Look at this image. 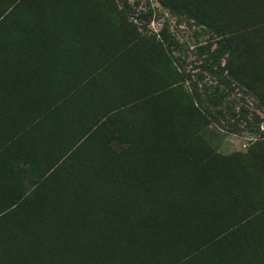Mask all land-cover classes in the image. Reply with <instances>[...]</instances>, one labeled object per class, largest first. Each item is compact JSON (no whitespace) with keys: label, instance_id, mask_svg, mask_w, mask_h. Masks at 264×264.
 <instances>
[{"label":"rangeland","instance_id":"374dc122","mask_svg":"<svg viewBox=\"0 0 264 264\" xmlns=\"http://www.w3.org/2000/svg\"><path fill=\"white\" fill-rule=\"evenodd\" d=\"M64 263L264 264V0H0V264Z\"/></svg>","mask_w":264,"mask_h":264},{"label":"bare ground","instance_id":"6f19581e","mask_svg":"<svg viewBox=\"0 0 264 264\" xmlns=\"http://www.w3.org/2000/svg\"><path fill=\"white\" fill-rule=\"evenodd\" d=\"M186 171H187V170H186ZM186 171H185V172H186ZM179 173H180V172H179ZM179 173H178V174H179ZM181 173H182V172H181ZM186 174H187V173H186ZM187 175H188V174H187ZM189 176H190V174H189ZM74 208H75V207H74ZM79 208H80V207H79ZM71 216H72V215H71ZM67 217H69V216H67ZM65 218H66V217L64 216V219H65ZM69 218H70V217H69ZM69 220H71V219H69ZM65 221H67V220H65ZM71 221H72V220H71ZM71 221H70V222H71ZM73 222H74V221H73ZM144 223H145V222H144ZM60 224H61V223H60ZM145 224H146V223H145ZM145 224H144V225H145ZM65 225H66V223H65ZM65 225H64V223H63V227H64ZM70 225H71V224H70ZM76 225H77V224H76ZM76 225H75V226H76ZM148 225H149V224H148ZM148 225H147V226H148ZM75 226H73L72 228H74ZM87 226H88V225H87ZM93 226H94V225H93ZM95 226H96V225H95ZM97 226H98V225H97ZM100 226H101V225H100ZM125 226L129 227L128 225H125ZM137 226H138V225H137ZM137 226H136V227H137ZM139 226H141V225H139ZM149 226H150V225H149ZM78 227H79V226H78ZM108 227H109V226H108ZM108 227H107V228H108ZM116 227H117V226H116ZM118 227H119V226H118ZM64 228H66V226H65ZM64 228H63V229H64ZM68 228H69V227H68ZM75 228H76V227H75ZM80 228H81V227H80ZM89 228H90V227H89ZM96 228H97V227H96ZM96 228H95V229H96ZM103 228H104V227H103ZM103 228H102V230H103ZM111 228H112V227H111ZM124 228H125V227H124ZM142 228H143V227H142ZM150 228H152V227H150ZM77 229H78V228H77ZM82 229H84V228H82ZM108 229H109V228H108ZM117 229H118V228H117ZM120 229H121V228H120ZM134 229H135V228H134ZM61 230H62V229H61ZM68 230H69V229H68ZM90 230H91V229H90ZM118 230H119V229H118ZM136 230H137V229H136ZM142 230H143V229H142ZM150 230H151V229H150ZM63 231H64V230H63ZM63 231H62V232H63ZM66 231H67V230H66ZM73 231H75V230H73ZM91 231H92V230H91ZM95 231H96V230H95ZM99 231H101V230L99 229ZM99 231H98V232H99ZM103 231H106L105 228H104ZM113 231H114V230H113ZM119 231H120V230H119ZM88 232H89V231H88ZM132 232H133V231H132ZM134 232H135V231H134ZM142 232H143V231H142ZM152 232H153V231H152ZM152 232H149V233L151 234ZM64 233H67V232H64ZM79 233H80V232H79ZM109 233H110V232H109ZM111 233H113V232L111 231ZM125 233H126V232H125ZM130 233H131V231H130ZM153 233H154V232H153ZM70 234H71V233H70ZM76 234H78V232H77ZM94 234H95V233H94ZM104 234H105V233H104ZM119 234H120V233H119ZM128 234H129V233H128ZM131 234H132V233H131ZM52 235H53V234H52ZM55 235H56V233H55ZM55 235H53V236H55ZM64 235H66V234H64ZM72 235H73V234H72ZM108 235H110V234H108ZM122 235H123V233H122ZM122 235H121V236H122ZM70 236H71V235H70ZM75 236H76V235H75ZM90 236H91V235H90ZM101 236H102V235H101ZM112 236H113V235H112ZM115 236H116V235H115ZM118 236H120V235H118ZM126 236H127V234H126ZM151 236H152V234H151ZM91 237H92V236H91ZM96 237H98V236H96ZM103 237H104V236H103ZM116 237H117V236H116ZM127 237H128V236H127ZM136 237H137V236H136ZM141 237H142V235H141ZM148 237H149V235H148ZM57 238H58V237H57ZM57 238H56V239H57ZM80 238H81V237H80ZM105 238H107V237H105ZM118 238H119V237H118ZM149 238H150V237H149ZM155 238H156V237H155ZM49 239H50V238H49ZM110 239H111V238H110ZM128 239H129V238H128ZM58 240H59V239H58ZM70 240H71V239H70ZM91 240H92V239H91ZM91 240H90V241H91ZM124 240H125V239H124ZM133 240H136V239H133ZM141 240H142V239H141ZM152 240H153V239H152ZM64 241H65V240H64ZM92 241H93V240H92ZM100 241H101V240H100ZM107 241H108V240H107ZM107 241H106V242H107ZM126 241H127V240H126ZM126 241H125V242H126ZM137 241H140V240H137ZM146 241H147V240H146ZM53 242H54V241H53ZM53 242H52V243H53ZM77 242H78V241H77ZM84 242H85V241H84ZM106 242H105V243H106ZM140 242H141V241H140ZM40 243H41V242H40ZM40 243H39V244H40ZM59 243H60V242H59ZM78 243H79V246H78V247H80V244H81L82 242L79 241ZM78 243H76V241H75V242L73 243V245H74V244H78ZM86 243H87V242H86ZM88 243H89V242H88ZM95 243H96V242H95ZM110 243H111V242H110ZM117 243H118V242H117ZM129 243H130V242H129ZM41 244H42V243H41ZM57 244H58V243H57ZM62 244H65V243H62ZM68 244H69V243H68ZM70 244H72V243H70ZM89 244H90V243H89ZM97 244H98V243H97ZM81 245H82V244H81ZM83 245H84V244H83ZM83 245H82V247H83ZM92 245H94V244H92ZM109 245H110V244H109ZM111 245H112V243H111ZM121 245H122V244H121ZM127 245H128V244H127ZM127 245H126V246H127ZM130 245H131V244H130ZM137 245H138V244L135 245V248H136ZM139 245H140V244H139ZM70 246H71V245H70ZM74 246H76V245H74ZM86 246H88V245H86ZM89 246H90V245H89ZM89 246H88V247H89ZM131 246H132V245H131ZM64 247H65V246H64ZM68 247H69V246H68ZM76 247H77V246H76ZM119 247H121V246H119ZM132 247H134V246H132ZM143 247H144V246H143ZM143 247H142V248H143ZM89 248H90V247H89ZM89 248H88V249H89ZM122 248H123V246H122ZM142 248H141V249H142ZM74 249H75V248H74ZM85 249H86V248H85ZM118 249H119V248H118ZM131 249H133V248H131ZM131 249H130V250H131ZM67 250H68V249H67ZM82 250H83V249H82ZM90 250H91V249H90ZM92 250H93V248H92ZM105 250H106V249H105ZM120 250H121V249H120ZM126 250H127V249H126ZM65 251H66V250H64V253H66ZM69 251H70V250H69ZM108 251H109V250H108ZM128 251H129V250H128ZM131 251H132V250H131ZM140 251H141V250H140ZM100 252H101V251H100ZM111 252H112V251H111ZM132 252H133V251H132ZM137 252H138V251H137ZM70 253H71V252H70ZM79 253H81V252H79ZM108 253H109V252H108ZM71 254H72V253H71ZM93 254H94V253H93ZM125 254H126V253H125ZM125 254H124V255H125ZM128 254H130V253H128ZM96 255H97V254H96ZM99 255H100V254H99ZM102 255H103V254H102ZM102 255H101V256H102ZM81 256H82V255H81ZM103 256H104V255H103ZM114 256H115V255H114ZM122 256H123V255H122ZM79 257H80V256H79ZM108 257H109V255H108ZM108 257H107V258H108ZM123 257H124V256H123ZM130 257H131V256H130ZM75 258H76V257H75ZM89 258H90V257H89ZM97 258H98V257H97ZM140 258H142V257H140ZM63 259H64V257H63ZM103 259H104V258H103ZM123 259H124V258H123ZM134 259H135V255H134ZM136 259H137V258H136ZM136 259H135V260H136ZM83 260H84V259H83ZM93 260H94V259H93ZM95 260H96V259H95ZM95 260H94V261H95ZM100 260H101V259H100ZM107 260H108V259H107ZM121 260H122V259H121ZM88 261H89V260H88ZM104 261H105V260H104ZM114 261H115V260H114ZM68 262H69V261H68ZM84 262H85V261H84ZM99 262H100V261H99ZM109 262H110V261H109ZM109 262H108V263H109ZM66 263H67V262H66ZM89 263H90V262H89ZM91 263H92V262H91ZM64 264H65V263H64ZM71 264H72V263H71ZM81 264H82V263H81ZM111 264H112V263H111Z\"/></svg>","mask_w":264,"mask_h":264},{"label":"trees","instance_id":"16d2710c","mask_svg":"<svg viewBox=\"0 0 264 264\" xmlns=\"http://www.w3.org/2000/svg\"><path fill=\"white\" fill-rule=\"evenodd\" d=\"M2 77H3V76H2ZM3 78H4V79H3L4 82H5V83H8V82H10V81L12 80L13 77H12V75H11V76H10V75H7V76H5V77H3ZM13 93H14V92H12V94H13ZM12 94H11V95H12ZM2 120H3V119H2Z\"/></svg>","mask_w":264,"mask_h":264}]
</instances>
